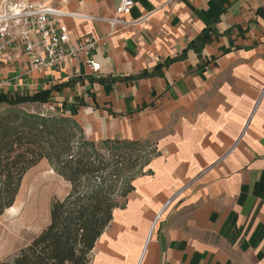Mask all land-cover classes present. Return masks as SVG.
I'll list each match as a JSON object with an SVG mask.
<instances>
[{"label": "crops", "instance_id": "crops-1", "mask_svg": "<svg viewBox=\"0 0 264 264\" xmlns=\"http://www.w3.org/2000/svg\"><path fill=\"white\" fill-rule=\"evenodd\" d=\"M120 1L58 6L115 17ZM133 1L131 24L63 20L73 40H99L98 72L84 54L38 69L12 52L0 91L60 86L52 103H84L74 118L88 140L149 143L90 264H264V0Z\"/></svg>", "mask_w": 264, "mask_h": 264}, {"label": "trees", "instance_id": "trees-1", "mask_svg": "<svg viewBox=\"0 0 264 264\" xmlns=\"http://www.w3.org/2000/svg\"><path fill=\"white\" fill-rule=\"evenodd\" d=\"M209 39L204 30L190 46L198 49ZM60 88L33 94L0 91V107L6 108L0 112V216L14 205L25 174L43 160L72 185L63 200L51 204L48 226L0 264H90L95 243L118 206L117 197L133 190V178L149 160L145 154L135 155L146 152L147 141L88 140L74 118L82 101L56 107L58 114L19 109L53 102L52 93Z\"/></svg>", "mask_w": 264, "mask_h": 264}, {"label": "built area", "instance_id": "built-area-1", "mask_svg": "<svg viewBox=\"0 0 264 264\" xmlns=\"http://www.w3.org/2000/svg\"><path fill=\"white\" fill-rule=\"evenodd\" d=\"M134 4L133 0H121L115 17L69 12L25 2L6 5L0 13V58L8 53L20 52L38 69H48L63 64L67 59L84 54L87 56L86 63L90 71L98 72L100 65L90 57V54L99 46V40L89 35L73 40L71 31L63 20L68 17L103 21L111 27L118 24L127 25L133 22L125 20L123 16L130 13ZM251 118L252 115L242 135Z\"/></svg>", "mask_w": 264, "mask_h": 264}, {"label": "rangeland", "instance_id": "rangeland-1", "mask_svg": "<svg viewBox=\"0 0 264 264\" xmlns=\"http://www.w3.org/2000/svg\"><path fill=\"white\" fill-rule=\"evenodd\" d=\"M63 0H0V13L6 5L16 2H25L48 7H59ZM63 10V9H62ZM3 87H6L3 84ZM17 92V91H13ZM52 102L45 105L23 104L21 110L31 112L41 111L47 114L60 113ZM61 107V106H58ZM6 111L0 107V112ZM147 158L151 157V150L137 151ZM141 156V157H142ZM139 171V169H138ZM72 185L64 177L59 175L48 161L43 160L31 168L24 176L21 188L12 207L0 216V260H3L28 245L34 237L50 223V208L55 200H63L71 191ZM120 199L121 196L117 197ZM9 247L2 248L5 242Z\"/></svg>", "mask_w": 264, "mask_h": 264}]
</instances>
